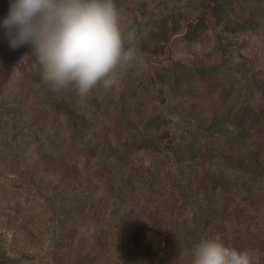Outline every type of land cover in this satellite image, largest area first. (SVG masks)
<instances>
[{
    "label": "rangeland",
    "instance_id": "rangeland-1",
    "mask_svg": "<svg viewBox=\"0 0 264 264\" xmlns=\"http://www.w3.org/2000/svg\"><path fill=\"white\" fill-rule=\"evenodd\" d=\"M115 2L134 59L83 100L0 30V264H192L204 238L264 264V0H227L242 30L210 0ZM242 119L243 146L215 129Z\"/></svg>",
    "mask_w": 264,
    "mask_h": 264
},
{
    "label": "clouds",
    "instance_id": "clouds-1",
    "mask_svg": "<svg viewBox=\"0 0 264 264\" xmlns=\"http://www.w3.org/2000/svg\"><path fill=\"white\" fill-rule=\"evenodd\" d=\"M0 30L12 50L32 49L42 81L83 100L116 83L118 68L134 59L137 33L123 26L115 0H10ZM192 264H253L248 251L204 238Z\"/></svg>",
    "mask_w": 264,
    "mask_h": 264
},
{
    "label": "trees",
    "instance_id": "trees-1",
    "mask_svg": "<svg viewBox=\"0 0 264 264\" xmlns=\"http://www.w3.org/2000/svg\"><path fill=\"white\" fill-rule=\"evenodd\" d=\"M226 7H227V0H210V4H208L207 9L211 8V10L214 12L216 17L221 16L218 19L221 23L225 22L224 26L226 28H228L231 25L237 30H242L247 27L246 26L247 24L251 26L255 24L253 20H250L245 24H240L238 22H235L234 20L230 19V15L228 14ZM204 25L205 23L204 21H202L198 27H194L193 34L197 36V33L203 30ZM144 48L145 49H143V51L146 52H148L149 50H152V53L156 51V48L154 49L153 46L146 43H144ZM246 124H247L246 119L239 120L237 123L222 120L215 125V129L222 131L228 138H230L233 145L237 144L239 146H243L251 138L250 132L246 127ZM179 187L181 188V186Z\"/></svg>",
    "mask_w": 264,
    "mask_h": 264
}]
</instances>
